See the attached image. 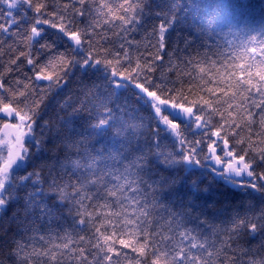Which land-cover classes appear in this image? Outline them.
<instances>
[{"label": "snow or ice", "instance_id": "6c2138e0", "mask_svg": "<svg viewBox=\"0 0 264 264\" xmlns=\"http://www.w3.org/2000/svg\"><path fill=\"white\" fill-rule=\"evenodd\" d=\"M0 264H264V0H0Z\"/></svg>", "mask_w": 264, "mask_h": 264}, {"label": "trees", "instance_id": "16d2710c", "mask_svg": "<svg viewBox=\"0 0 264 264\" xmlns=\"http://www.w3.org/2000/svg\"><path fill=\"white\" fill-rule=\"evenodd\" d=\"M255 15H259V9H256L255 12L253 13Z\"/></svg>", "mask_w": 264, "mask_h": 264}]
</instances>
